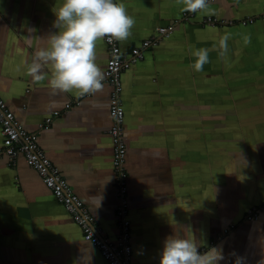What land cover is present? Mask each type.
Listing matches in <instances>:
<instances>
[{
  "label": "crops",
  "instance_id": "0c3cea01",
  "mask_svg": "<svg viewBox=\"0 0 264 264\" xmlns=\"http://www.w3.org/2000/svg\"><path fill=\"white\" fill-rule=\"evenodd\" d=\"M63 2L0 0V97L36 134L93 225L114 241L110 86L66 109L78 96L53 92L50 66L39 82L27 71L36 47L45 44L41 38L57 31L55 11ZM116 2L135 19L132 36L118 41L126 58L158 27H172L120 75L130 263L160 264L165 239L176 235L198 239L201 253L219 249L218 264H260L264 207L255 219L246 213L264 201V0H213L215 15L189 18L176 0ZM206 16L230 23L210 27L201 23ZM190 46L209 49L203 71L191 68ZM96 53L103 70V40ZM56 110L60 114L40 128ZM0 264H108L21 155L10 165L0 154Z\"/></svg>",
  "mask_w": 264,
  "mask_h": 264
},
{
  "label": "clouds",
  "instance_id": "9594fccd",
  "mask_svg": "<svg viewBox=\"0 0 264 264\" xmlns=\"http://www.w3.org/2000/svg\"><path fill=\"white\" fill-rule=\"evenodd\" d=\"M176 3L183 5L186 12L216 14L209 0H176ZM55 16L57 31L41 38L45 44L36 47L28 65V75L34 82L44 80L45 66H50L52 71L48 83L54 93L75 92L77 96H85L102 91L105 74L96 63L97 44L106 37L109 41H127L132 36L134 17L128 14L124 3H117L116 0H64L55 11ZM228 39V35L220 39L221 56L227 51ZM244 40L250 43L249 36H245ZM189 51L196 58L191 68L196 72L203 71L204 65L210 62L209 49H193L190 46ZM199 248L200 243L195 237H167L160 264H218L223 259L217 248H210L204 253Z\"/></svg>",
  "mask_w": 264,
  "mask_h": 264
},
{
  "label": "built area",
  "instance_id": "2783aa9c",
  "mask_svg": "<svg viewBox=\"0 0 264 264\" xmlns=\"http://www.w3.org/2000/svg\"><path fill=\"white\" fill-rule=\"evenodd\" d=\"M192 15L193 13L191 12H185V18H189ZM248 22H251V20L242 21L241 23L246 24ZM201 23L216 27L230 22L217 19L214 16H206ZM171 33V26L158 27L154 35L143 40L140 45L133 47L127 58L121 54L118 41H109L107 37L103 39L107 52V61L103 69L105 74L103 83L110 86L109 117L111 124L108 133L112 142V167L115 174L114 187L115 196L118 200L116 217L119 231L114 241L103 234L100 228L93 225V217L88 212L84 202L73 193L59 169L45 155L37 143L36 134L28 132L22 127L0 97V133L2 135L0 154L9 158L10 165H14L18 155L23 157L26 164L37 172L41 181L51 191L56 201L63 206L73 221L80 227L84 240L96 247L108 264H131L132 251L129 242L128 174L125 169L126 145L123 137L124 110L121 101L122 85L120 75L130 64L143 58L145 49L158 45L162 39L169 37ZM89 95L78 96L74 101L65 104V108L69 109L72 105L78 104L81 97H88ZM59 114V111H53L39 127L47 128L53 117ZM263 207L264 201L260 206L255 205L248 208L246 219H255L258 210Z\"/></svg>",
  "mask_w": 264,
  "mask_h": 264
}]
</instances>
